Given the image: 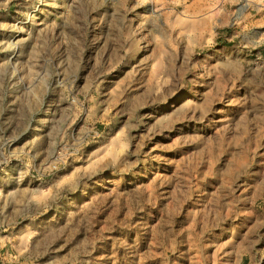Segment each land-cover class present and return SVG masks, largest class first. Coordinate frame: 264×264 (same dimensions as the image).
Wrapping results in <instances>:
<instances>
[{
	"label": "rangeland",
	"instance_id": "374dc122",
	"mask_svg": "<svg viewBox=\"0 0 264 264\" xmlns=\"http://www.w3.org/2000/svg\"><path fill=\"white\" fill-rule=\"evenodd\" d=\"M163 7L0 0V264H264V27Z\"/></svg>",
	"mask_w": 264,
	"mask_h": 264
},
{
	"label": "crops",
	"instance_id": "0c3cea01",
	"mask_svg": "<svg viewBox=\"0 0 264 264\" xmlns=\"http://www.w3.org/2000/svg\"><path fill=\"white\" fill-rule=\"evenodd\" d=\"M164 11H172L177 20L192 23H209L211 33L230 30L237 23L253 20L254 29L264 27V0H159ZM240 1L244 2L240 8ZM167 4V6H166ZM182 33V30H179ZM235 33H240L236 31Z\"/></svg>",
	"mask_w": 264,
	"mask_h": 264
}]
</instances>
